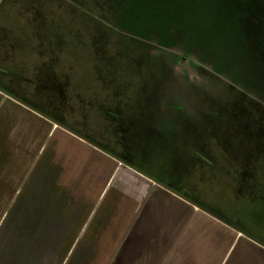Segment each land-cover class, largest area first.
<instances>
[{
  "label": "rangeland",
  "instance_id": "obj_1",
  "mask_svg": "<svg viewBox=\"0 0 264 264\" xmlns=\"http://www.w3.org/2000/svg\"><path fill=\"white\" fill-rule=\"evenodd\" d=\"M129 1L4 0L0 22L5 17L2 25L21 29L14 37L25 47L14 59L28 80L18 84L24 99L81 133L86 122L105 140L114 132L100 112L116 107L114 94L153 90L164 102L161 124L208 125L200 133L207 134V157L197 150L196 132L175 140L176 130L118 153L264 245V61L255 58H264V0H183V30ZM124 8L140 21H157L133 23Z\"/></svg>",
  "mask_w": 264,
  "mask_h": 264
},
{
  "label": "crops",
  "instance_id": "obj_2",
  "mask_svg": "<svg viewBox=\"0 0 264 264\" xmlns=\"http://www.w3.org/2000/svg\"><path fill=\"white\" fill-rule=\"evenodd\" d=\"M16 16L24 17L21 11ZM4 18L0 264H264V245L153 179L116 149L150 146L171 130L175 140L183 131L196 132V145L203 140L200 124H161L164 102L153 90L133 98L122 90L113 97L116 107L100 112L106 130L114 132L110 139L93 136L95 128L86 122L77 131L76 123L24 99L18 84L26 82V74L15 69L23 64L14 60L25 48L14 37L21 29L2 25ZM136 99L143 105L128 110Z\"/></svg>",
  "mask_w": 264,
  "mask_h": 264
},
{
  "label": "trees",
  "instance_id": "obj_3",
  "mask_svg": "<svg viewBox=\"0 0 264 264\" xmlns=\"http://www.w3.org/2000/svg\"><path fill=\"white\" fill-rule=\"evenodd\" d=\"M133 0H130L129 2H132ZM145 1H147V5H145ZM194 3V2H192ZM192 3H189L188 5L190 6ZM139 4L141 7H144L145 9H149V14L156 15V13L159 14H163L161 17H163L166 21H168L167 23H170V25L173 27H178L180 26L181 29L183 30V25L186 24L187 19H185L186 17L180 12L181 9H184V6H186V2H183V0H173V1H165V0H139ZM127 7V6H126ZM127 9L124 8V12L125 15H123L124 19H132L133 23H138V22H143L142 25H148L150 24L149 21H151V23L155 20L157 21L154 16L150 17L149 20H141L139 18H135L133 16H128V13L126 11ZM152 12V13H151ZM132 14L133 11H131ZM166 17V18H165ZM163 18L160 19V21L163 22ZM139 20V21H138ZM161 34V33H160ZM166 32L163 33V36H165ZM185 47V46H184ZM259 51V50H258ZM258 55L257 57H255L256 59L258 58L259 61L257 60L256 63H258L259 65H262L264 58H263V54L256 52ZM255 60V59H254Z\"/></svg>",
  "mask_w": 264,
  "mask_h": 264
},
{
  "label": "flooded vegetation",
  "instance_id": "obj_4",
  "mask_svg": "<svg viewBox=\"0 0 264 264\" xmlns=\"http://www.w3.org/2000/svg\"><path fill=\"white\" fill-rule=\"evenodd\" d=\"M118 93H119V92H118ZM115 96H117V94H114V97H115ZM112 97H113V96H112ZM115 105H116V104H115ZM141 107H142V106H141ZM207 128H208V125H202V132L206 130L205 133H207V132H208V131H207ZM206 138H207V134L204 135L203 140H202V141H204V142H203L204 144H202V141H201V142H199V143H201V145H200L199 143H197V144H196V147H197V148L200 147L201 150H202V149H205L206 147H208L209 144H207V139H206ZM199 145H200V146H199ZM203 155L207 157V155H206L205 153H203Z\"/></svg>",
  "mask_w": 264,
  "mask_h": 264
}]
</instances>
